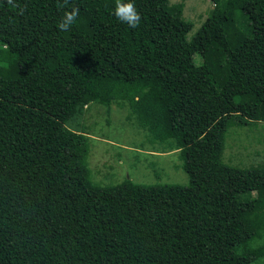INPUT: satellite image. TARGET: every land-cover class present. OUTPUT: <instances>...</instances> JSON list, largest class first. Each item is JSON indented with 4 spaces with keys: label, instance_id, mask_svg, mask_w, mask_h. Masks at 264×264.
I'll return each instance as SVG.
<instances>
[{
    "label": "trees",
    "instance_id": "1",
    "mask_svg": "<svg viewBox=\"0 0 264 264\" xmlns=\"http://www.w3.org/2000/svg\"><path fill=\"white\" fill-rule=\"evenodd\" d=\"M210 1L188 38L182 2L131 0L132 29L116 0H16L23 15L0 0V264L264 256V163L222 157L229 127L264 121V0ZM92 102L126 103L151 142L170 140L188 184H95L89 136L68 126Z\"/></svg>",
    "mask_w": 264,
    "mask_h": 264
},
{
    "label": "rangeland",
    "instance_id": "2",
    "mask_svg": "<svg viewBox=\"0 0 264 264\" xmlns=\"http://www.w3.org/2000/svg\"><path fill=\"white\" fill-rule=\"evenodd\" d=\"M170 1L184 5L183 16L193 24L188 38L197 32L213 6L210 0ZM210 58L219 62L223 55L215 51ZM194 60L200 62L197 54ZM68 126L89 136L86 162L95 184L114 185L124 179L140 184L189 182L179 149L169 150L170 140L151 142V135L130 114L126 103L106 106L92 102L82 115L72 117ZM222 157L225 163L242 168L264 163V121L229 127ZM247 264H264V256Z\"/></svg>",
    "mask_w": 264,
    "mask_h": 264
},
{
    "label": "clouds",
    "instance_id": "3",
    "mask_svg": "<svg viewBox=\"0 0 264 264\" xmlns=\"http://www.w3.org/2000/svg\"><path fill=\"white\" fill-rule=\"evenodd\" d=\"M7 4L17 9L19 15H23L24 9L20 8L16 0H6ZM69 0H58L57 6L64 8L68 5ZM113 15L120 22L127 24L130 28L135 29L140 25L141 16L137 11L136 6L131 0H116ZM79 16V9L76 7L65 11L63 16L60 18L57 28L61 32L69 31Z\"/></svg>",
    "mask_w": 264,
    "mask_h": 264
}]
</instances>
